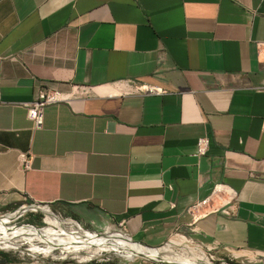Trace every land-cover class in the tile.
I'll return each mask as SVG.
<instances>
[{
	"label": "crops",
	"instance_id": "0c3cea01",
	"mask_svg": "<svg viewBox=\"0 0 264 264\" xmlns=\"http://www.w3.org/2000/svg\"><path fill=\"white\" fill-rule=\"evenodd\" d=\"M262 54L264 0H0V211L264 264ZM41 87L82 94L34 127ZM27 256L0 264H99Z\"/></svg>",
	"mask_w": 264,
	"mask_h": 264
},
{
	"label": "rangeland",
	"instance_id": "374dc122",
	"mask_svg": "<svg viewBox=\"0 0 264 264\" xmlns=\"http://www.w3.org/2000/svg\"><path fill=\"white\" fill-rule=\"evenodd\" d=\"M39 207L40 209L23 212V214L19 215L17 218H15V220L12 219L14 216L13 215L12 217L11 216L6 217V220H4L3 222H0V234L4 232H9L11 234L16 235L15 237L16 240L15 238H12V237L10 238L12 246L8 248L0 247V253H3L10 257L11 256L12 257L13 256L29 257L27 255L32 254L31 256H37V257L48 258V259L63 258L65 261L75 262V261L83 260V262H92V263H99V264H168V263H161L156 260H151L148 258H143L140 256H135L132 254L117 253L111 250L103 251L99 253V256L98 255L91 256V258L87 259L85 257L90 255L89 250L93 249V246L91 244H87V242L78 241L72 244L65 243V246H64V244H57L56 241L52 238H47V239H42L41 237L31 238L30 236L26 235L27 233H30V231L37 232V233L45 232V233H50V234L62 233V230L58 226H55L53 223L49 221V217H55V218H58L60 220H65V221L66 220L75 221L81 228L87 230L92 235H93V232L95 231L88 225L82 224L78 220H76L74 217H71V215H69L66 208H64L63 206L55 205V204H44V205H40ZM12 211L13 209L11 211H6V212L4 211L3 213L12 212ZM10 219L13 221L11 222ZM108 228H110L112 232L108 233L106 237L103 236L102 238V236H98V238L100 239L102 238L105 240L107 239L108 241H110L112 239V236L119 234L118 233L119 231L113 226H108ZM102 230L103 229L99 231H102ZM93 236L96 237L97 235H93ZM115 239H120V238L116 237ZM13 240H15V242ZM137 243L143 246H146V247H152V246H147L140 242H137ZM85 244L87 246H85ZM197 245L200 247H197ZM34 246H37L41 248L42 250L47 249V247H52V251L48 255L43 254L41 252L34 253L32 252V248ZM74 247H76L77 249ZM153 248H156L159 250L158 255L162 260H165L163 259V257L171 256V254L202 257V258H205L207 262H209L206 264H219V261L221 260L218 258V256L211 253L209 250H206L203 246L199 245V243L191 239L187 233H184L182 231L175 232L164 243H162L161 245L155 246ZM63 249H66V250H63ZM75 249L78 251V253L74 252ZM168 262L173 263L172 261H168ZM227 263L236 264L234 261L231 262V260L227 261Z\"/></svg>",
	"mask_w": 264,
	"mask_h": 264
},
{
	"label": "bare ground",
	"instance_id": "6f19581e",
	"mask_svg": "<svg viewBox=\"0 0 264 264\" xmlns=\"http://www.w3.org/2000/svg\"><path fill=\"white\" fill-rule=\"evenodd\" d=\"M13 215L11 214V215L0 216V222H3L4 220H6V217H8V216L12 217ZM14 217H15V215L13 216L12 219H14ZM49 221L51 223H53L55 226H58L62 230V233L50 234V233H45V232L37 233V232H31L30 231V233H27L26 235L30 236L31 238H33V237H41L42 239L52 238L56 241L57 244H64V246H65V243H71L72 244V243H75L78 241L87 242V244H91L93 246V249H90V250L88 249L90 255L85 257L87 259L91 258V256H97V255L99 256V253H101L103 251H107V250L115 251L117 253L132 254L135 256L143 257V258H145V257L154 258V259L160 258L158 255V251H159L158 249L153 248V247L143 246L137 242L130 240L129 238H127L123 235L112 236V239L111 240L109 239L110 241H108L107 239L106 240L102 239L103 237L100 239V238H98V236H96V237L93 236L95 234H93V235L90 234L87 230L81 228L75 221H70V220L65 221V220H60V219L55 218V217H49ZM23 234H25V233H23ZM38 234H40V235H38ZM21 235H22V233H21ZM11 237L15 238L16 235L11 234L9 232H4V233L0 234V247L1 248L2 247L8 248V247L12 246V243L10 241ZM116 237H119L120 239H115ZM123 238H126V239H123ZM19 239H21V238H19ZM113 239H115V240H113ZM15 240H16V238H15ZM15 240H13V241L15 242ZM85 246H87V245L85 244ZM197 247H200V246L197 245ZM74 248H76V247H74ZM63 250H66V249H63ZM75 250H74V252L78 253V251L77 250L75 251ZM51 251H52V247H47V249H45V250H42L41 248H39L37 246H34L32 248V252H34V253L41 252V253L46 254V255L50 254ZM86 252H88V251H86ZM66 255H67V253H66ZM60 256H62V255H60ZM163 259H165L167 261H172L175 264H206V263H209V262H207V260L205 258H202V257L176 255V254H171V256H165V257H163Z\"/></svg>",
	"mask_w": 264,
	"mask_h": 264
},
{
	"label": "built area",
	"instance_id": "2783aa9c",
	"mask_svg": "<svg viewBox=\"0 0 264 264\" xmlns=\"http://www.w3.org/2000/svg\"><path fill=\"white\" fill-rule=\"evenodd\" d=\"M264 55V54H262ZM264 57V56H263ZM264 63V60H263ZM160 90V89H159ZM148 91H155L152 88H149ZM82 93L78 92L77 90H73L71 93L66 94L63 92H60L58 90H53L47 87H41L38 89L35 98L24 104L25 109H26V115L28 117V119L32 122V125L34 127H40L41 123H42V110L43 108L51 103H55L58 101H63L66 98L73 97V96H79ZM208 145V141L205 137H200L196 139V154L197 155H202L205 153L206 148ZM18 159L19 162L21 164V166L23 167V169H26L28 167L29 164V159H28V155L25 152H20L18 154ZM20 209V208H18ZM18 209L13 210L12 212H7V213H3L0 212V216L6 215L8 213H13L16 212ZM23 214V213H21ZM121 234L126 235L125 233L121 232L120 229H117ZM99 232V231H98ZM101 232H106V233H110L112 232L111 229L107 228L104 231ZM219 264H228L227 260L225 259H221L219 261Z\"/></svg>",
	"mask_w": 264,
	"mask_h": 264
},
{
	"label": "water",
	"instance_id": "95a60500",
	"mask_svg": "<svg viewBox=\"0 0 264 264\" xmlns=\"http://www.w3.org/2000/svg\"><path fill=\"white\" fill-rule=\"evenodd\" d=\"M36 210V209H40V207H38V206H35V205H31V206H29V207H27V208H20V209H18L16 212H13V213H8V214H6V215H15V217H14V219L13 220H15V218H17L19 215H21V213H23V212H25L26 210ZM13 220H11V222L13 221ZM93 234H95V235H97V236H104V237H106L107 235H108V233H106V232H98V231H94L93 232ZM121 234V233H120ZM122 235H124V234H122ZM125 236H128V235H125ZM135 242V241H134ZM145 258H148V257H145ZM148 259H151V260H156V261H158V262H161V263H168V264H175V263H170V262H168V261H165V260H162V259H160V258H157V259H154V258H148Z\"/></svg>",
	"mask_w": 264,
	"mask_h": 264
}]
</instances>
